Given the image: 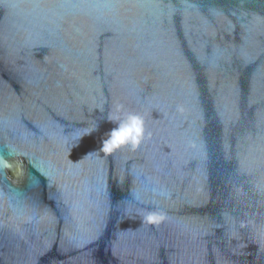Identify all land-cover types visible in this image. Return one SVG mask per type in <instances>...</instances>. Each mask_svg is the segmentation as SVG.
I'll list each match as a JSON object with an SVG mask.
<instances>
[{"label":"water","instance_id":"95a60500","mask_svg":"<svg viewBox=\"0 0 264 264\" xmlns=\"http://www.w3.org/2000/svg\"><path fill=\"white\" fill-rule=\"evenodd\" d=\"M0 264H264V0H0Z\"/></svg>","mask_w":264,"mask_h":264},{"label":"clouds","instance_id":"9594fccd","mask_svg":"<svg viewBox=\"0 0 264 264\" xmlns=\"http://www.w3.org/2000/svg\"><path fill=\"white\" fill-rule=\"evenodd\" d=\"M136 129H135V121H133L132 125L125 128L122 135H130L132 134V132H134ZM149 220H154V219H158L157 217H154V216H149L148 217Z\"/></svg>","mask_w":264,"mask_h":264}]
</instances>
